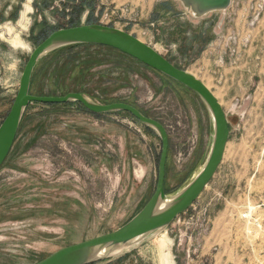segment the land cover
I'll list each match as a JSON object with an SVG mask.
<instances>
[{
	"label": "rangeland",
	"instance_id": "1",
	"mask_svg": "<svg viewBox=\"0 0 264 264\" xmlns=\"http://www.w3.org/2000/svg\"><path fill=\"white\" fill-rule=\"evenodd\" d=\"M230 3L194 17L177 0H0V123L31 51L72 21L122 29L208 88L232 87L218 96L230 126L225 155L200 197L165 229L92 264H160V256L162 264L164 258L166 264H264V125L254 122L264 118V92H258L260 65L248 55L261 37L264 12L247 29L259 0ZM249 33L248 42H237ZM16 38L24 48L13 47ZM42 59L33 95L76 90L100 104L132 103L164 126L170 142L167 196L198 173L212 127L189 88L125 54L96 47ZM203 60L211 64L204 67ZM85 66L90 69L83 74ZM207 69L216 80L205 81ZM224 70L230 78L239 73L225 83ZM257 95L263 109L254 118ZM28 107L0 167V264H34L62 247L114 231L139 212L156 186L160 139L130 114H93L74 101ZM243 212L247 220H241Z\"/></svg>",
	"mask_w": 264,
	"mask_h": 264
},
{
	"label": "water",
	"instance_id": "2",
	"mask_svg": "<svg viewBox=\"0 0 264 264\" xmlns=\"http://www.w3.org/2000/svg\"><path fill=\"white\" fill-rule=\"evenodd\" d=\"M177 1L194 17L224 10L231 4V0ZM75 44L101 45L115 49L173 79L181 86L189 88L202 101L209 113L213 127L210 136L211 142L200 170L183 188L170 196L165 194L164 182L170 142L164 126L157 120L143 115L129 103L100 104L78 92H69L63 96H36L30 93L32 74L39 61L56 49ZM70 101L79 102L93 114L113 111L128 112L139 122L154 129L160 139L159 143H161L156 186L153 194L139 212L116 230L62 247L34 264H92L107 258V256L110 257L111 251L117 247L143 242L149 234L165 229L177 216L187 212L188 208L200 197L222 163L229 141L230 127L227 114L212 90L205 86L197 76L184 69H179L158 53L154 47L122 29L98 23H83L53 31L29 54L21 72L16 95L8 113L0 123V167L4 164L3 162L13 146L23 113L30 104L60 105ZM161 203H163L162 206Z\"/></svg>",
	"mask_w": 264,
	"mask_h": 264
},
{
	"label": "crops",
	"instance_id": "3",
	"mask_svg": "<svg viewBox=\"0 0 264 264\" xmlns=\"http://www.w3.org/2000/svg\"><path fill=\"white\" fill-rule=\"evenodd\" d=\"M167 8L168 9H172V6L169 5L167 3ZM183 9V8H182ZM172 11V10H171ZM262 23H261V29H262V32H261V37L260 39L257 40V44L252 48L251 47V50L249 51V56L251 57V61L252 62H255V64L257 65V63L260 65L259 68H256L255 70H257L258 72H261V81L258 83V92H264V16L262 18ZM190 23V22H189ZM260 60V61H259ZM209 64H211L210 62H208L207 60H203V66L204 67H208ZM206 73H204V76H205V81H210L212 82L213 79H215V77L213 75H211L210 72H208V69L205 71ZM231 72L229 70H224V74H225V77L223 78V81H229V80H234L236 75L239 73L238 71L234 74L235 77H232L230 78L228 73ZM21 76V75H20ZM203 81V80H202ZM204 83V82H203ZM211 86V85H210ZM232 87H229V86H226L224 85L223 87H219V86H215V88H213L212 86L209 87V89H211L214 93V95L216 96V98L219 100L221 106L223 107L224 109V106L223 104L221 103L220 99L218 96H225V95H228L230 93V89ZM258 97V101L253 105L252 107V110L255 111L256 113V116L254 118H257V112H261V110L263 109V103H262V97H260V95H257ZM255 99V96L253 97ZM211 120V119H210ZM246 122V120L243 122V125L244 123ZM254 122H258V125L262 126L264 125V118H258V119H255ZM211 127H212V124H211ZM212 130H213V127H212ZM262 133V129L259 131V134ZM212 134V132H211ZM256 136H258V134H255ZM211 136V135H210ZM254 136V137H256ZM264 137V136H263ZM263 153V152H262ZM263 163V162H262ZM230 186V185H229ZM225 191L228 190V187L226 186ZM154 192V191H153ZM153 194V193H152ZM151 194V195H152ZM222 195V194H221ZM150 198V197H149ZM237 216V215H236ZM238 220V219H237ZM226 224V223H225ZM224 224V225H225Z\"/></svg>",
	"mask_w": 264,
	"mask_h": 264
},
{
	"label": "trees",
	"instance_id": "4",
	"mask_svg": "<svg viewBox=\"0 0 264 264\" xmlns=\"http://www.w3.org/2000/svg\"><path fill=\"white\" fill-rule=\"evenodd\" d=\"M79 24H78V22L76 23V22H73L72 21V24H71V26L70 27H72V26H78ZM52 33V32H51ZM49 35V34H48ZM47 35V36H48ZM46 38V37H45ZM44 38V39H45ZM43 41V40H42ZM88 46H90V47H96V48H99V49H104V50H108V51H110V52H118V53H121V52H119V51H117V50H115V49H112V48H110V47H107V46H101V45H91V44H75V45H68V46H65V47H61V48H59V49H56V50H54V51H52L51 53H49L47 56H45L44 58H46V57H48L49 55H51V54H53V53H55V52H63V51H71L72 49H74V48H76V47H88ZM123 54V53H122ZM43 58V59H44ZM42 59V60H43ZM39 64V63H38ZM37 64V65H38ZM37 67V66H36ZM36 67H35V69H36ZM177 67V66H176ZM77 67L76 66H74V68L73 69H76ZM34 69V71H33V74H32V78H31V84H30V89H31V85H32V79H33V76H34V74H35V70ZM89 69H90V66H85L84 68H82V70H81V73H87L88 71H89ZM180 69V68H179ZM73 92H78V91H73ZM47 93H49V94H46L47 96H56L57 95V93H60L59 91H58V89H51L49 92H47ZM78 93H80V92H78ZM45 94H39V96H43V95H45ZM81 94H82V92H81ZM117 101H119V100H117ZM113 102H115V101H111V102H107V101H103L102 103H105V104H110V103H113ZM74 103L75 104H77L78 106H80L81 108H83L84 110H86L79 102H77V101H74ZM125 103H127V102H125ZM42 104V103H41ZM128 104V103H127ZM130 105H132L133 107H135V108H137L134 104H132V103H129ZM45 105V104H44ZM47 106H60V105H66V103H62V104H46ZM45 105V106H46ZM27 108H29V107H27ZM27 108H26V110H27ZM138 109V108H137ZM25 110V111H26ZM143 115H145L140 109H138ZM25 111H24V113H23V116H22V119H21V122H20V125H21V123H22V121L24 120V114H25ZM87 111V110H86ZM87 112H89V111H87ZM90 113V112H89ZM126 113H128V112H126ZM130 114V113H129ZM128 114V115H129ZM131 117H132V115H131ZM134 118V117H133ZM20 125H19V128H20ZM230 127V126H229ZM18 131H19V129H18ZM18 133V132H17ZM164 189H165V183H164Z\"/></svg>",
	"mask_w": 264,
	"mask_h": 264
},
{
	"label": "built area",
	"instance_id": "5",
	"mask_svg": "<svg viewBox=\"0 0 264 264\" xmlns=\"http://www.w3.org/2000/svg\"><path fill=\"white\" fill-rule=\"evenodd\" d=\"M258 8L251 7L252 15H253V13H255V14L253 15V17H251L250 22L248 23V26H246L247 29H249V26L251 28L254 27L256 25L255 23L259 22V20L262 18L263 15H261V14H262V12H264V0H259ZM250 38H251V33L248 34V38H246V39L241 40L237 37L236 40L239 44H240V41H243L242 44H245L246 42H248L250 40ZM241 219L242 220L248 219L247 212H243V214H241Z\"/></svg>",
	"mask_w": 264,
	"mask_h": 264
},
{
	"label": "bare ground",
	"instance_id": "6",
	"mask_svg": "<svg viewBox=\"0 0 264 264\" xmlns=\"http://www.w3.org/2000/svg\"><path fill=\"white\" fill-rule=\"evenodd\" d=\"M30 10V7H28L27 8V11H29ZM25 14V13H24ZM23 14V16H25ZM11 44L13 45V47H15V48H24V43L20 40V39H18V38H16V39H14V40H11ZM206 86V85H205ZM214 94V93H213ZM216 97V96H215ZM165 201V200H164ZM163 201V202H164ZM163 205V203H161V206ZM242 220V219H241ZM164 234V233H163ZM125 247V246H124ZM124 247H117V248H115L114 250H112L111 251V253L109 254V255H111V256H113V255H117L119 252H121L122 251V249L124 248ZM166 260H167V258H164V263L166 264ZM163 263V257H161L160 256V264H162Z\"/></svg>",
	"mask_w": 264,
	"mask_h": 264
}]
</instances>
